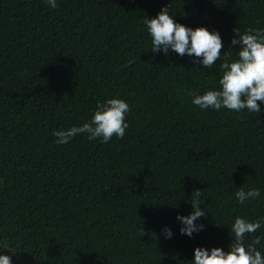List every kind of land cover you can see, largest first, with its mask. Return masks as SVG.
<instances>
[{
	"label": "trees",
	"instance_id": "obj_1",
	"mask_svg": "<svg viewBox=\"0 0 264 264\" xmlns=\"http://www.w3.org/2000/svg\"><path fill=\"white\" fill-rule=\"evenodd\" d=\"M165 6L218 30L233 58L234 30L264 28V0H0V245L13 264H191L196 247L228 250L236 216L264 218V104L193 105L221 61L153 52L143 20ZM111 97L131 108L122 139L55 143ZM251 187L260 198L236 201ZM195 191L206 215L188 237L176 217Z\"/></svg>",
	"mask_w": 264,
	"mask_h": 264
},
{
	"label": "clouds",
	"instance_id": "obj_2",
	"mask_svg": "<svg viewBox=\"0 0 264 264\" xmlns=\"http://www.w3.org/2000/svg\"><path fill=\"white\" fill-rule=\"evenodd\" d=\"M51 9L58 7V0H44ZM259 23V21L257 22ZM147 33L151 38V50L162 52L166 56L174 52L179 56L194 58L193 62L205 68H211L221 61L218 87H213L202 94L190 93L191 103L201 110L212 109L257 114L264 104V28H248L244 32L235 31L231 46L235 47L236 56L225 51L222 37L218 30H210L206 26L191 27L174 19L168 6L163 7L155 16L143 20ZM232 48V47H230ZM131 108L129 103L120 97L106 98L98 102L91 118L78 126L55 130L56 144H68L74 137L85 134L89 141L100 140L107 143L114 136L122 139L129 123L126 119ZM201 192L195 191L191 199L192 211L187 215L177 214L181 235L191 237L193 233L202 231L204 225L198 223L205 217L201 205ZM261 197L258 187L243 188L235 192V199L245 204ZM228 225V224H226ZM229 226V225H228ZM264 226V218L249 220L236 216L229 226L232 237L228 250L216 246L211 249L200 246L193 250L191 264H264V235H257L250 242L246 236L256 233ZM165 238H171L172 229L163 228ZM261 246L258 248L257 246ZM8 248V254L0 252V264H13L11 256L14 246L7 243L0 249Z\"/></svg>",
	"mask_w": 264,
	"mask_h": 264
}]
</instances>
